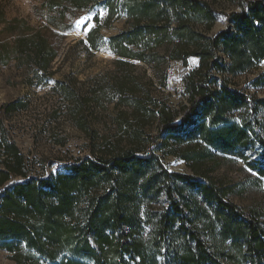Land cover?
<instances>
[{
	"label": "trees",
	"instance_id": "1",
	"mask_svg": "<svg viewBox=\"0 0 264 264\" xmlns=\"http://www.w3.org/2000/svg\"><path fill=\"white\" fill-rule=\"evenodd\" d=\"M60 1L83 11L99 0ZM122 1L130 28L109 39L110 49L145 63L162 58L153 47H164L169 60L183 64L197 58L198 66L183 78L187 105L174 110L152 101L157 111L148 110L132 95L134 86L125 90L120 84L121 103L131 106L140 122L155 115L158 132L143 138L133 132L130 148L78 159L68 174L52 179L27 178V159L2 125L4 115L24 106L1 105L0 248L17 264L41 259L47 264H158V255L168 264H264V214L241 211L227 199L228 189L170 172L155 150H141L142 142L160 149L164 133L198 136L224 153L248 144L253 128L247 131L226 119L232 111L248 109V97L231 90L223 75L252 71L264 61V1H240L237 11L224 15L225 28L210 35L187 26L192 21L209 29L217 20V12L200 0ZM107 8L110 18L109 1ZM88 41L97 48L91 35ZM18 47L29 49L42 70L56 56L40 32ZM260 108L264 99L254 100L253 113ZM253 122L264 153V122L255 117ZM186 189L195 196H186ZM160 195L167 205L153 211Z\"/></svg>",
	"mask_w": 264,
	"mask_h": 264
},
{
	"label": "rangeland",
	"instance_id": "2",
	"mask_svg": "<svg viewBox=\"0 0 264 264\" xmlns=\"http://www.w3.org/2000/svg\"><path fill=\"white\" fill-rule=\"evenodd\" d=\"M108 1L114 7L110 18ZM200 1L217 12V20L209 29L192 21L187 26L210 35L225 28L224 15L237 11L243 0ZM129 24L122 0H99L83 11L60 0H0V106L13 102L24 106L4 115L2 125L27 159V178L68 174L78 159L130 148L128 139L133 132L142 138L158 132L155 115L140 122L133 108L121 103L125 95L118 91L120 84L125 90L134 86L132 95L148 110L157 111L152 101L165 102L174 110L187 105L183 78L198 66V59L190 57L185 64L169 60L164 47L150 48L162 58L149 63L117 55L110 49L109 39L129 30ZM36 32L56 51L44 70L28 55L29 49L18 47L20 40ZM88 35L96 49L91 48ZM223 76L231 90L248 97V109L232 111L226 117L247 131L253 128L246 146L224 153L198 136L174 138L164 133L159 143L165 145L160 149L141 141V150H155L170 172L228 189L227 199L241 211L264 214V176L259 172L264 170V153L253 122L254 117L264 122V109L255 114L251 110L254 100L264 99V61L252 71ZM257 79L261 85L255 86ZM184 193L195 196L189 189ZM166 205L160 195L151 208L157 211ZM157 261L168 264L162 255ZM0 264L17 262L13 254L0 248ZM40 264L47 262L41 259Z\"/></svg>",
	"mask_w": 264,
	"mask_h": 264
}]
</instances>
